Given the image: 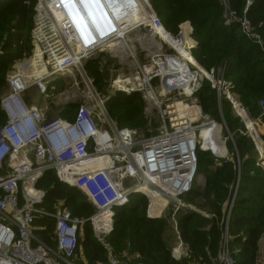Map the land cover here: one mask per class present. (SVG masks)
I'll use <instances>...</instances> for the list:
<instances>
[{
	"label": "built area",
	"instance_id": "obj_1",
	"mask_svg": "<svg viewBox=\"0 0 264 264\" xmlns=\"http://www.w3.org/2000/svg\"><path fill=\"white\" fill-rule=\"evenodd\" d=\"M58 1L56 7L49 5V12L53 17L50 32L60 37L63 33H68L71 42L82 43L84 47L76 64L61 66L60 69L67 70V74L83 61L98 59L102 49L109 44L120 48L119 42H123L128 47L126 37L129 34L135 30L150 28L148 40L155 49L150 56L157 58L154 67L150 71H143L133 56L138 69L133 72L129 70L128 73L120 71L114 81V89L116 93L139 92L145 97L154 94L156 103L152 102L160 108L162 115L161 135L158 138L138 139L135 131L120 129L112 122L103 104L97 108L80 105L72 118H49L45 104L40 108L36 106L37 100L31 105L27 104L25 96L32 89L38 95L48 96L51 82L59 76L56 73L59 65L56 64L55 57L64 50L68 53L70 46L67 44L69 41L65 42L62 38L48 43L44 33L35 35L32 40V56L14 63L13 71H8L6 75L8 93L0 97V113L4 117L3 124H0V264H78L76 255L82 228L86 223L91 225L96 241L107 255L106 264H144L130 260L124 262L108 240L113 231L115 210L128 206L141 186L149 190L141 195L149 200V219L155 220V216L150 214L151 209L158 210L157 205L152 208V199L166 201L165 207L159 210L158 217L162 220L166 217L163 213L169 210L171 227L176 234L173 253L176 249L181 250L178 257L175 254L172 257L175 260L188 258L189 250L181 240L178 216L181 212L189 213L191 210L190 206L182 202V198L190 194L196 185L197 152L202 150L198 139L201 140L203 129L211 130L216 125L211 122L207 125L208 128H196L192 125L194 118L186 114V111L178 110L176 106L179 103L194 104L202 88V76L220 92L219 105L224 97L233 105L238 116L237 110L245 112L243 106L230 93L232 85L215 80L213 71L205 73L200 68L193 56L197 44L191 38L192 30L186 29V25L182 27L180 34L172 35L149 8L150 0L145 1L143 8L146 10L147 7L144 18L148 11L151 13L149 22L146 24V18L144 22L126 29L128 32H124V39L118 36L120 25L113 19L111 0H98L99 10L94 8L92 0H88L92 5L89 9L91 16L100 23L96 33L90 30L87 22H92L79 11L75 0ZM130 2V9L137 8L133 0ZM221 3L224 24L230 26L237 13L231 8L229 0H221ZM250 5L251 2H248L239 19L241 33L264 53V39L246 15ZM55 11L60 15L59 23L56 22L58 20L55 21ZM72 12L84 21L85 26L58 28V24L67 25L68 20L72 19L68 15ZM100 15L106 17L104 22L100 20ZM37 29L38 24L35 31ZM159 30H163V33L158 32ZM41 39H45L44 44ZM157 42H161V46ZM38 49L41 51L38 68L44 65L46 71H40L41 75L28 80L20 72V67L35 58ZM130 53L133 54L134 51ZM121 76L123 85L130 82L129 85H124L126 89L115 87ZM154 78L160 80V95L152 86ZM144 79L147 84H140ZM258 106L264 113V100L259 101ZM98 117L104 118L102 122H107L108 130L102 127ZM180 122L184 124L179 125ZM161 146H164L168 156L157 167L156 156L159 154L153 155V150ZM47 171H54L61 183L76 190L92 207L93 215L88 219H79L66 209H58L56 213L39 209L48 190L37 188L36 183ZM238 186L239 180L226 210L222 240L214 264H236L230 246V219ZM204 215L207 218L213 217L211 214ZM46 216L55 221L53 236L56 249L45 244L36 233V218ZM128 255L126 252L123 257L130 259Z\"/></svg>",
	"mask_w": 264,
	"mask_h": 264
},
{
	"label": "trees",
	"instance_id": "obj_2",
	"mask_svg": "<svg viewBox=\"0 0 264 264\" xmlns=\"http://www.w3.org/2000/svg\"><path fill=\"white\" fill-rule=\"evenodd\" d=\"M248 2L251 5L246 15L264 38V0H229L231 8L240 17ZM36 5L37 0H0V84L5 82L9 65L32 52L33 33L37 28ZM150 5L172 34L177 35L180 26H190L191 38L197 44L195 58L205 70L209 72L227 64L225 78L234 87L237 99L247 108L250 116L256 117L258 101L264 99V53L241 33L239 24H224L221 0H150ZM95 63V60L86 62L85 70L89 73V78L92 76L96 81L95 75L99 71ZM108 97L110 96H105ZM197 98L206 118L219 121L217 94L209 82L203 81ZM106 109L111 121L120 129L135 125L140 128L146 126L140 119L145 103L138 93L117 92L107 101ZM231 110L229 103L223 105L228 126L231 125V130L241 126L242 132H245L243 123L236 118L230 119ZM239 115L247 121L245 112L239 111ZM3 122L4 117L0 113V124ZM247 124H252L250 132L263 148V156L258 159L264 160V147L257 130L253 123ZM215 130L219 132L221 128L216 127ZM246 143L249 144L248 151L243 146ZM252 144L241 133L237 142V147L244 156L242 169L240 165L241 172L238 171L237 164L233 165L230 161L217 165L213 172L207 170L214 167L211 157L201 150L198 153L199 174L206 172L207 176L205 190H194L187 196L192 201L197 199L199 206L208 208L213 217L190 214L179 219V232L182 243L188 247V258L181 262L172 258L166 240V224L158 217L160 211L151 209L150 214L155 216V220L149 219L147 199L141 195L133 196L128 206L115 210L114 229L108 240L116 254L121 255L128 250L131 256H136L144 264H214L222 240L226 210L239 180L230 219V246L236 264H258L259 243L264 239V175L259 167H255L257 159H254ZM202 150H211L222 156L212 140ZM250 169L254 173H250ZM255 171H259L261 176L255 174ZM36 187L49 189L46 198L38 206L45 212L56 213L58 208H62L79 219H88L94 213L76 190L58 180L54 171H47L36 183ZM200 200L204 201L203 205ZM155 205L157 200L152 199V208ZM54 224L55 221L47 216L37 217L35 222L38 237L56 249L52 239ZM174 254L178 257L181 250L176 249ZM76 262L107 263V255L96 241L89 223L82 228Z\"/></svg>",
	"mask_w": 264,
	"mask_h": 264
},
{
	"label": "rangeland",
	"instance_id": "obj_3",
	"mask_svg": "<svg viewBox=\"0 0 264 264\" xmlns=\"http://www.w3.org/2000/svg\"><path fill=\"white\" fill-rule=\"evenodd\" d=\"M51 1L52 0H37L36 9L38 11V14L36 16L35 21L37 24L38 23L39 24H38V29L36 31L34 30L35 32L33 35V38L35 35L39 36L40 35L39 32L42 31L46 35L48 43L61 40V37L59 35L52 34L49 30V28H51L50 23L53 20V17L51 15V13L49 12V10H47V9L45 10L46 7L44 4L48 3V5H50L49 3H51ZM111 1L113 2L112 3L113 11L119 12L121 14V16L123 17V19H125L127 21V23L136 24L138 21L142 22V13L145 12V10L143 8H145V1L146 0H133L135 7H137L135 9L129 8L128 5H130V3H131L130 0H111ZM55 2H57V0H55ZM40 6L43 7L42 10H40ZM140 8H142L143 11ZM152 10H153V8H152ZM154 13H155V11H154ZM237 15H238V13H237ZM237 15H235L233 17L232 21L233 20L234 21L231 25L239 24L240 16H237ZM236 16H237V18L234 19ZM248 20L252 23V21L250 20L249 17H248ZM162 24H163V22H162ZM163 26H164V24H163ZM184 26H186V25H184ZM182 27L180 26V30H179L178 34H180ZM164 28H165V26H164ZM150 32H151L150 28L147 27L146 29L135 30L134 32H132L131 34H129L126 37L127 41H129L128 44L130 46H132V48L135 47V49L133 50L134 51L133 54L121 51L122 49L117 48V47L114 48L111 44H109L104 49H102L98 59H89L87 61H83L81 63V65L74 67V68H71L70 74H67L64 77L56 76L54 81L51 82V84H50V90H49V94L47 97L44 94L38 95L37 92L34 91L33 89L30 90L25 96L26 103L31 105V104H33V102H35V100H37L36 106L38 108H40L43 104H45L47 109H48V117L49 118L61 116L62 115L61 113H64L62 116L63 118H72L73 115L75 114L78 106H80V105H87L90 108L91 107L97 108V107H100L101 102H103V105L106 107V103L110 99V97L114 96L116 94V91L114 89V81L116 80L118 73L120 71H124V72L128 73L129 70L133 72L134 70L138 69L135 66L136 60L133 58V56L136 57L138 63L141 65L143 71H150V69H152L154 67V62L157 60V58L155 56H153V57L150 56L151 51H155V49L152 47L151 42H149V40H148L149 36H150ZM168 32H170V31H168ZM172 35H175V34H172ZM33 38H32V40H33ZM68 39L69 40L71 39L69 34H68ZM41 42L44 44L45 39H41ZM142 42L144 43V45H142L143 44ZM157 44H158V46H161V42H157ZM32 48H33V45H32ZM196 48H197V46H196ZM196 48H195V50H196ZM32 54H33V49H32L31 54L27 57H31ZM155 55H156V53H155ZM193 56L195 58L194 52H193ZM63 60L68 61L67 56H65ZM90 60H95L97 62V63H95V66H97V70L99 72H97L95 75L96 79H97L96 81H95V79H93L91 74H90L91 78H89V73L85 70V69H87V67H85V63L89 62ZM195 60H196V58H195ZM197 63H198V61H197ZM14 65L15 64L9 65V70H8L9 72L8 73H11L13 71ZM198 65H200V64L198 63ZM200 68L205 73L208 72L201 65H200ZM226 69H227V64L224 63L222 66H219L216 69L215 68L211 69V71H209L208 73L213 71L215 80L223 81L227 84L232 85L225 78ZM8 73L6 75H8ZM104 79L107 80L108 82L107 81L105 82ZM202 79H203V81H207V79L203 76H202ZM120 83H121V81H120ZM119 85L120 84L117 83L115 86L119 87ZM210 85H211L212 89L216 91V94H217V106H218L219 119H220L219 121L218 120L214 121L211 118H208V119L206 118V116L204 114V110H203L202 105L200 104L198 98L194 102L193 105L186 104V105H180L179 106L180 111H186V114H188L189 116H192L194 118V121L192 122V125L194 127H196V128H199V127L208 128L207 125L212 122L216 125V127L221 128V131H219L221 133L219 134V136L218 135L217 136H218L219 146L221 144L224 147L225 154L223 156L217 157L218 155H216L214 152H211V151L209 152V150L203 151L200 149L201 152L208 154V156H210L212 161H213L214 167H212L211 169H207V170H210L213 172V171H215L217 165H221V164H223V162H229L230 161L233 163V165L237 164L238 171L241 172L242 160H243L244 156L240 152V150L238 149L237 142H238L239 136H241V133H244V135L247 137V140L250 141V143H253L252 145H253L254 149L252 152H253L254 159H257L255 167L256 168L259 167L261 173L264 175V163H263L264 160L258 159V157H260L261 153L258 152V150H257V147H258L257 143H256L257 140H255L254 137H252L253 134L249 131V128L247 126L248 125L247 122H249V123L253 122V124L257 130L258 136L261 139L263 147H264V113L262 112V110L258 106V109H259L258 115L256 117L250 116V113L248 112L247 108L243 104H241L240 101L237 99V96L234 93V87L232 86L230 88V93L234 96V98H236L238 100L237 102H239L243 106V108L245 110V114L247 116V121L243 120L240 116H238L233 105L231 103H229L231 105V109H232L231 113H230V119L231 120L234 118L238 119L241 124L242 123L244 124V127H245V132H242L241 126L235 128L234 130H231V125H230V127L228 126L226 119L224 118V114H223V105H225V103H228V100H226L224 97H222L221 98L222 104L219 105V98L221 97L220 92L217 90V88H213L212 84H210ZM152 86L154 87L155 92L158 95H160L161 83H160L159 78L153 79ZM7 93H8V87H7V81L5 79V82L3 84H0V97H2L3 95H5ZM137 93L140 95L143 102L145 103L144 113L142 115H140V119L144 124H146V126L140 128L139 126L135 125L134 127H130L127 129H131V130L135 131L136 137H138V139H141V140L146 139V138L147 139L158 138L161 135V128L163 125L162 115L160 113V108L157 107L155 103L149 102L147 99L148 97H145L142 93H139V92H137ZM129 94H131V93H129ZM35 95H36V97H35ZM104 95L110 96V97L105 98ZM219 95H220V97H219ZM159 98H160V100H162V97H159ZM261 100H264V99H260L259 101H261ZM259 101H258V103H259ZM197 107H199V111L196 114ZM239 111L240 110H237V112H239ZM181 115H184V114L182 113ZM178 117H180L179 113H178ZM103 119H104L103 117H100V118L98 117V120L100 121V124L102 125V127L104 129L108 130L109 127L107 125V122L104 121V123H103L102 122ZM219 132H217L215 130V128H214V130L213 129H211V130L203 129V132L201 134V140L198 139V142H201L200 146L206 147L207 144L209 143V141H211V140L215 144L214 137H216V134ZM243 146H244L245 151L250 150L248 143H246V145L243 144ZM200 150H198V152H197V158H198L197 181H196V185L194 186V188L192 190V191L195 190L198 192H202L205 190L204 188H205V182H206V177H207L206 172H201V174H199V156H198V153L200 152ZM249 155H252V154H249ZM249 155L246 157H249ZM240 165H241V169H240ZM248 171L250 173H254V172H251V169ZM255 174H258L259 176H261L259 171H255ZM182 202L186 206H190L191 210L189 211V213L181 212L180 215L178 216L179 219L184 218L190 214H197V215L200 214L204 217H206L204 215L205 213L211 214L207 210L208 208H205L204 206H202L203 207L202 208L199 206V201L197 199L195 201H192L188 198V196H186V197L182 198ZM197 202H198V205H196ZM200 202L202 205L204 204L203 200H200ZM148 203H149V200H147V204ZM169 209H171L170 205H169ZM168 212H169V210H166L163 213V215H165L166 217H163V219L160 221H163L166 224V232H165L166 240L168 243V248L171 251V255L173 256L174 255L173 251L176 248V245H175V242H176L175 235L176 234L173 231V229L171 227V223H170L171 213H168ZM113 222H114V218H113ZM113 229H114V226H113ZM126 252H128V250L123 252L120 255L121 259L124 262H128V260H130L132 262H141L138 260V258L136 256H131L130 254L128 255L129 256L128 258H130V259H125L123 257V255ZM182 260H175V261L181 262Z\"/></svg>",
	"mask_w": 264,
	"mask_h": 264
},
{
	"label": "bare ground",
	"instance_id": "obj_4",
	"mask_svg": "<svg viewBox=\"0 0 264 264\" xmlns=\"http://www.w3.org/2000/svg\"><path fill=\"white\" fill-rule=\"evenodd\" d=\"M75 1L77 2L78 8H81V10H83V13H84V11H85V13L87 12L85 15H87V17L89 18L90 22H92V23L96 22V18L93 17V16H91V14H90L91 12H89V9H91L92 8V5H93L96 10H99L100 9V3H99V1L98 0H92V5H91L90 2H87L85 0H75ZM57 2H59V1L57 0ZM57 2L54 3L53 1H51V3H49V4L51 6L54 5V7H56ZM44 5L46 7L45 10L46 9L47 10H50L51 6L49 7L48 3L47 4L45 3ZM149 8L152 10L151 5H149ZM42 9H43V7L40 6V10H42ZM53 10H55V8ZM146 12H147V7H146L145 12L142 13V22H144L145 19L147 18V20H146V24H147L149 22V16H150L151 13H150V11H148L147 17L144 18L143 16L145 15ZM55 13H56L55 21L58 20L56 22L59 23L60 22V20H59L60 19V15H57L58 12H56V11H55ZM112 15H113V19H115L116 23L118 25H120L119 26V30H118V36H119V38H123L124 39V36H125V33L124 32L125 31L128 32V30H126V29L132 27L135 24L134 23H132V24L127 23V21L125 19H123V17L121 16V14L119 12H117V11H112ZM68 16H70V19L71 18L72 19L71 20H68L67 25L66 24H63V25L58 24V28H63V27H67V26H71L72 28H74V26H79V25L80 26H85L84 21L80 17H78L77 15H75V13L73 14V12H72ZM105 18L106 17L104 15H100V20L101 21L104 22L103 19H105ZM87 23H88L89 26L91 25L89 22H87ZM137 23H140V21H138ZM123 24H125V25L123 26ZM158 32L163 33V30H159ZM39 34H43V32L41 31V32H39ZM61 38L65 42L69 41V42H67V44H70V46L68 47V49H69V52L68 53L64 51V52H62V54H59V55H57L55 57V62H56V64L59 65L57 67L58 72H56V73H59L58 74L59 76L64 77L65 75H67L68 72H67V70L60 69L61 66L64 65V64H67L69 66H73L74 64H76L79 61V59H80V55L84 51V47H83L82 43H74V42H71V39L70 40L68 39V33H63ZM187 40H188V42H190L189 39H187ZM119 44L121 46L120 49H122L121 51H124V52L130 53V51H133L135 49V47L132 48V46H130V45L128 47H126V44L123 43V42H119ZM142 45H144V43ZM65 56H67L68 61H64L63 60ZM40 59H41V51L38 49L37 56L35 58H33L27 65H25L23 67H20V70H21L20 72H23L28 80L29 79H32L33 77H36V76L41 75V72L40 71H42V72L46 71V67L44 65L41 67L42 69L41 68H38L39 60ZM39 69H41V70H39ZM122 78H123V76L120 77L121 83H120V81L118 82L121 86L120 85H119V87L115 86L118 89L125 88L124 85H129V83H130V82L127 81V84H124L123 85L122 84L123 82L121 80ZM140 84L146 85L147 84V80L144 79ZM131 87H133V84H131ZM148 101L149 102H152L153 101V102L156 103V96L151 93L148 96ZM102 104H103V102H101V106H102ZM180 105H185V104L184 103H179L176 106L178 108V110H179V106ZM198 111H199V109L196 110V114L198 113ZM183 124H184L183 122H180L179 125H183ZM251 125L252 124L247 125L248 128H249V131H250ZM220 133L221 132L217 133L216 134V137H214V139H215V145H216V147L218 148L220 154L223 156L225 154V149H224V147L221 144L219 146V141H218V136H219ZM252 137H254V135ZM156 154H159V155L156 156V166L157 167H160V165L163 163L165 157L168 156L167 155L168 152L166 151V149L164 148V146H161V147L156 148V149L153 150V155H156ZM260 156L262 157L263 154L261 153ZM260 160H263V159L260 158ZM148 191L149 190H148L147 187L141 186V187H139L138 191L135 192V194L136 195H142V194H146ZM165 205H166V201L165 200H163V199L157 200V206H158V209L159 210H161L162 207H165Z\"/></svg>",
	"mask_w": 264,
	"mask_h": 264
},
{
	"label": "crops",
	"instance_id": "obj_5",
	"mask_svg": "<svg viewBox=\"0 0 264 264\" xmlns=\"http://www.w3.org/2000/svg\"><path fill=\"white\" fill-rule=\"evenodd\" d=\"M186 29H189V31H191L192 29L190 28L189 25L186 26ZM192 33V31H191ZM36 97V95H35ZM64 113H62L61 116H63ZM254 139L256 140V138L254 137ZM257 143V142H256ZM257 150L260 151V153L263 154V148L260 144L257 143ZM55 173V172H54ZM56 174V173H55ZM47 189V188H46ZM48 192H49V189H47ZM47 196V195H46ZM46 198V197H45ZM58 209H62V208H58ZM36 222V221H35ZM36 226V225H35ZM37 228V231L36 233L38 232V227L36 226ZM54 228H55V224H54ZM54 233V231H53ZM38 236V235H37ZM40 239V238H39ZM52 239H53V242L55 243V240H54V236H52ZM56 244V243H55ZM259 246H260V250H259V258H258V264H264V239H262L259 243Z\"/></svg>",
	"mask_w": 264,
	"mask_h": 264
},
{
	"label": "clouds",
	"instance_id": "obj_6",
	"mask_svg": "<svg viewBox=\"0 0 264 264\" xmlns=\"http://www.w3.org/2000/svg\"><path fill=\"white\" fill-rule=\"evenodd\" d=\"M85 1H87V2H89L88 0H85ZM76 3V5H77V2H75ZM77 7H78V5H77ZM79 9V11L81 12V13H83V10H81V8H78ZM87 13V12H86ZM85 13V11H84V13L83 14H86ZM91 25L89 26V28H90V30H92L93 32H97L98 31V29H99V27H100V23L99 22H95V23H90Z\"/></svg>",
	"mask_w": 264,
	"mask_h": 264
}]
</instances>
